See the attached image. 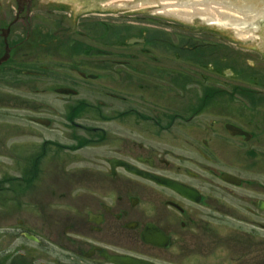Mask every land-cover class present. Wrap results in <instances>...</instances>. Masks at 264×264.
Wrapping results in <instances>:
<instances>
[{
	"label": "flooded vegetation",
	"instance_id": "flooded-vegetation-1",
	"mask_svg": "<svg viewBox=\"0 0 264 264\" xmlns=\"http://www.w3.org/2000/svg\"><path fill=\"white\" fill-rule=\"evenodd\" d=\"M93 15L75 22L84 29L82 40L63 31L69 55L59 39L38 41L51 29L62 38L63 27L70 28L64 7L52 0H0V58L6 43L11 50L0 67L5 82L20 87L24 65L41 70L39 79L54 81L42 91L65 104L69 128L80 131L68 150L115 149L102 175L67 202L61 221L40 217L38 200L29 208L43 221L11 220L46 171L38 157L32 167L18 168L33 177L30 185L1 179L0 264H264V54L254 66L240 54L242 85L232 87L231 45L217 29H204L210 39H198L200 28L181 25L170 39L160 33L166 24L121 31ZM34 21L39 34L31 38ZM103 26L110 39L103 40ZM30 42L48 49L51 67L26 46ZM64 87L77 94L56 93ZM112 123L119 132L108 129ZM110 160L187 191L125 166L112 170ZM22 238L30 244L18 242Z\"/></svg>",
	"mask_w": 264,
	"mask_h": 264
},
{
	"label": "rangeland",
	"instance_id": "rangeland-1",
	"mask_svg": "<svg viewBox=\"0 0 264 264\" xmlns=\"http://www.w3.org/2000/svg\"><path fill=\"white\" fill-rule=\"evenodd\" d=\"M61 7H64V14L68 16L70 27H73V24L81 18V15L89 12L99 13L102 15L100 17L102 20L117 26L127 24L132 25V27L142 28L147 25L182 24L196 25L200 28L205 26L207 28L206 31H211V27L216 26L211 24V27H209L208 25L210 24L205 22V19H195L191 22L163 18L162 16L164 15L193 11L192 9L150 10L154 7V3L141 5L135 9L122 8L105 11L99 9L96 0H90V2L85 0H67V6L61 5ZM35 23V21L32 22V30L35 27ZM253 25L261 27V33L264 32V18L227 27L238 30ZM159 29L160 33L166 34V38H175L176 31L171 30V28H166L167 30L164 27ZM73 31L79 33L83 32L84 29L74 26ZM62 35L63 38H66V35L63 33ZM222 35L229 36L230 44L226 43L231 45L229 49L234 51V60L238 61V56L235 53H239L243 55L250 66H254L255 60L264 54L262 37H255V41L260 42V45H258L237 41L236 32L234 31L222 30ZM80 39L78 38L77 40ZM201 39H203V36ZM67 44L65 43L63 47ZM60 55L65 56L63 53ZM47 56L45 53L37 51V58L43 62L48 61ZM6 76L8 74L0 75V78L3 77V81H0V179L4 178V176L21 179L22 176H20L19 169L30 168V165L34 164L32 160H25L31 156L35 158L39 156L40 168L43 166L46 169L45 173L37 179L38 181H35L36 188L35 192L33 191V195L31 192L29 196L20 200L24 211L20 214L11 213V220L15 224L20 219H24L28 223L43 221V219L37 218L29 208L31 202L36 203L38 200L41 202L38 205L40 217L46 216L50 218L51 222L61 221L64 217L67 202L70 200L73 202L77 201L80 193L84 192L82 185L91 183L102 175V171L109 167L105 158L114 156L115 149L111 148L112 146L110 145L101 144L92 145L93 147L90 146L83 150H68V147L77 145L72 138V134L78 135L80 131L79 129L71 130L69 128V124L66 122L65 104L58 101L52 93L41 91L43 88L50 87L54 81L21 76L23 84L19 87L5 82ZM230 85L232 87L240 86L242 83L231 79ZM38 89L39 91L37 92ZM167 103L175 104L170 100ZM120 106L124 108V105ZM29 118L47 119L52 124L50 127L43 128L40 125H35ZM76 124L81 123L78 121ZM107 127L110 131H120L119 125L116 123L109 124ZM31 162L32 164H30ZM37 192L39 194L36 198L34 196ZM2 199L3 197L0 193V218L5 212ZM0 231H2L1 226ZM18 242L30 244L25 238L18 240Z\"/></svg>",
	"mask_w": 264,
	"mask_h": 264
},
{
	"label": "water",
	"instance_id": "water-1",
	"mask_svg": "<svg viewBox=\"0 0 264 264\" xmlns=\"http://www.w3.org/2000/svg\"><path fill=\"white\" fill-rule=\"evenodd\" d=\"M58 5L67 6V0H52ZM66 1V2H65ZM90 2V0H85ZM99 6V9L108 11L132 6H139L145 4L154 3V7L150 10H174V9H193L196 0H96ZM247 4L246 7L249 9L252 7V11L247 15H244L241 7ZM202 6H208V13L205 12H188L172 15H164L163 18L184 20L185 15L187 18L193 16L191 20L193 22L195 19H205V20H218L225 23V27L222 26H213L211 29L225 30V31H234L236 32V40L243 41L253 44L260 45V42L255 41V37H262L264 40V32L261 33V27L259 26H249L246 28L234 30L227 27V23L239 25L242 23L258 20L264 18V0H202ZM264 42V41H263ZM9 58L7 54L2 60H0V65L3 62H6ZM60 93H68L66 90L59 91ZM34 122L41 125L49 126L50 122L46 120H34ZM113 163H119L116 161ZM123 165V163H121ZM114 166V165H113ZM158 184L167 185L176 191H185L183 187L177 183L171 181L155 179Z\"/></svg>",
	"mask_w": 264,
	"mask_h": 264
},
{
	"label": "bare ground",
	"instance_id": "bare-ground-1",
	"mask_svg": "<svg viewBox=\"0 0 264 264\" xmlns=\"http://www.w3.org/2000/svg\"><path fill=\"white\" fill-rule=\"evenodd\" d=\"M139 6H141V5H139ZM89 7H92V6H89ZM136 7H138V6H132V7H126V8H123V9H135ZM93 8V7H92ZM96 8V7H95ZM120 9H122V8H120ZM192 11L193 12H195V11H197V12H205V13H208V6H202V0H196L195 1V4H194V6H193V9H192ZM205 22H207L208 24H209V22H210V24H213V25H218V26H224L225 27V23H223V22H221V21H218V20H205ZM213 22V23H212ZM232 25H234V24H229V23H227V26H232ZM189 27V26H188ZM204 29H206V27L204 26V27H202L201 28V32H200V35L198 36V39H201L202 38V36H203V39H210V37L208 36V35H204L203 33H204ZM220 32V36L222 37H226V38H228L229 36H227V35H222V30H220L219 31ZM203 34V35H202ZM190 37H192V38H194V39H196L195 38V36H188V38H190ZM31 41V40H30ZM39 43L40 44H45L46 43V40H44V39H42V38H39ZM31 44H32V46H31ZM38 43H36V44H34V43H32V42H30L29 44H26V46L27 47H32V48H34V50H36V51H41L42 53H45L48 49H46L44 46H42V45H37ZM35 45V46H34ZM58 47H60V46H58ZM61 48V47H60ZM230 58H232V56H230Z\"/></svg>",
	"mask_w": 264,
	"mask_h": 264
}]
</instances>
